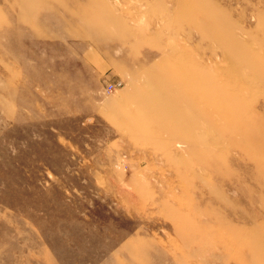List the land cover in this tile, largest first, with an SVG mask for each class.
Masks as SVG:
<instances>
[{"label":"rangeland","instance_id":"1","mask_svg":"<svg viewBox=\"0 0 264 264\" xmlns=\"http://www.w3.org/2000/svg\"><path fill=\"white\" fill-rule=\"evenodd\" d=\"M0 264H264V0H0Z\"/></svg>","mask_w":264,"mask_h":264},{"label":"built area","instance_id":"2","mask_svg":"<svg viewBox=\"0 0 264 264\" xmlns=\"http://www.w3.org/2000/svg\"><path fill=\"white\" fill-rule=\"evenodd\" d=\"M111 86H108V89L109 90H111L114 86H116V85H113V84H110ZM118 85H120V84H118Z\"/></svg>","mask_w":264,"mask_h":264}]
</instances>
